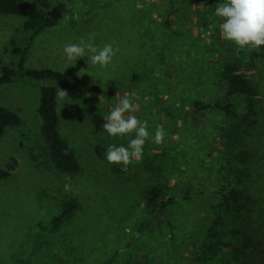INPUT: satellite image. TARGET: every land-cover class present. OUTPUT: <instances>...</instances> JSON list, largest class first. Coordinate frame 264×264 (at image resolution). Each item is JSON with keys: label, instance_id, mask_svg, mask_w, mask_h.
<instances>
[{"label": "rangeland", "instance_id": "1", "mask_svg": "<svg viewBox=\"0 0 264 264\" xmlns=\"http://www.w3.org/2000/svg\"><path fill=\"white\" fill-rule=\"evenodd\" d=\"M174 1L169 12L168 0H23L57 21L32 41L24 17L0 13V74L16 70L0 84V104L21 119L0 134V166L17 160L0 179V264H247L233 247L248 236L245 216L264 232V46L241 50L220 36L215 9L223 0ZM163 19L178 32L166 37ZM90 37L98 48L119 49L107 67L87 57L74 65L66 59L65 45ZM226 62L238 63L257 91L247 120L243 96L236 98V117L209 104L224 94ZM21 67L54 68L78 86L115 84L101 95L57 99L60 133L77 155L78 171L52 162L38 112L41 85L49 82ZM126 94L149 132L162 125L166 136L160 144L150 137L130 165H110L108 147L127 146L135 134L99 133L92 115L102 112L106 122ZM66 182L71 191H64ZM167 185L177 200L160 222L152 220L144 193ZM69 205L71 214L54 222ZM262 240L244 252L259 264Z\"/></svg>", "mask_w": 264, "mask_h": 264}, {"label": "trees", "instance_id": "2", "mask_svg": "<svg viewBox=\"0 0 264 264\" xmlns=\"http://www.w3.org/2000/svg\"><path fill=\"white\" fill-rule=\"evenodd\" d=\"M169 12L176 9L174 0H168ZM0 13L17 14L24 17L23 27L29 31L30 40L32 41L38 34L45 28L53 26L57 23L56 18L46 16L42 11L33 8L32 5L23 2V0H0ZM163 34L167 37L171 33L178 31L174 28L172 21L163 19ZM23 53H26L24 49ZM158 59L161 61V54L159 53ZM22 69V67H21ZM23 73L36 81H48L41 85V97L38 112L42 119V133L48 142L50 158L55 166L64 172H75L79 169V161L76 153L69 145V143L62 137L60 133V119L57 108L56 92L58 87L67 91L68 97L72 99H83L89 94L101 95L105 92L103 87H111L108 91L112 92L115 88L113 85L103 86L99 84H91L87 86H78L69 81L66 74L54 68L44 69H22ZM22 74V73H21ZM16 70L11 67H4L0 74V84L10 82L14 79ZM221 80L224 81V94L217 99L216 104L212 102L210 105H215L219 110L229 116L236 117L237 112V96H243L246 101V108L248 113L255 114V100L257 98V91L250 83L246 74L240 71L239 65L236 62H226L220 70ZM140 75H133L129 81V85L134 84ZM116 87V86H115ZM196 105L201 109L205 108V104L201 100L196 101ZM93 125L97 132H105L102 124L105 123L103 113H94ZM247 120V119H245ZM21 123L20 116L13 110L0 104V134L4 132L7 127L18 126ZM17 168V160L11 158L4 166H0V179L9 177L12 172ZM144 210L148 218L152 220L161 221L160 214L168 209V207L176 202V194L174 187L170 186H151L146 189L144 193ZM73 205L64 208L59 216L54 218V222H59L66 219L72 212ZM244 232L248 236L245 237L240 247H233L241 260L247 264L255 263L253 259L244 256L246 249L254 245L255 240L260 241L264 239V232L255 230L251 227V218L244 217ZM254 239V240H253ZM264 241V240H262ZM261 241V242H262Z\"/></svg>", "mask_w": 264, "mask_h": 264}, {"label": "clouds", "instance_id": "3", "mask_svg": "<svg viewBox=\"0 0 264 264\" xmlns=\"http://www.w3.org/2000/svg\"><path fill=\"white\" fill-rule=\"evenodd\" d=\"M215 16L221 19L219 24L220 36L239 49L259 52L264 46V0H223L217 4ZM66 59L75 62L79 58L87 57L92 65L107 67L119 51L111 43L98 48L94 37L87 42L83 39L79 43H69L63 49ZM56 97L65 101L67 91L58 87ZM137 111L129 95L119 99L118 104L106 117L102 128L110 137H124L135 134L127 146L111 145L106 152V160L110 165H130L133 160H139L144 152L145 142L151 137L154 143L164 141L166 132L162 125H157L154 135L148 130L147 121H141L134 113ZM70 181V176H65ZM64 191H71L70 182L64 184Z\"/></svg>", "mask_w": 264, "mask_h": 264}]
</instances>
